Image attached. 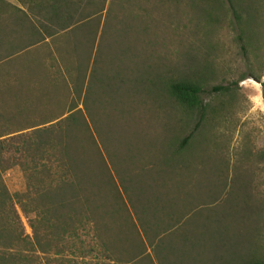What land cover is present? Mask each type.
<instances>
[{"label": "rangeland", "instance_id": "rangeland-1", "mask_svg": "<svg viewBox=\"0 0 264 264\" xmlns=\"http://www.w3.org/2000/svg\"><path fill=\"white\" fill-rule=\"evenodd\" d=\"M99 7L82 79L64 65L80 62L85 50H61L70 40L12 48L29 34L10 33L14 7L5 6L0 139L30 136L73 113L89 197L66 208L69 216L44 217L39 208L23 212L13 196L19 221L1 222L0 264L264 260V47L243 57L227 0H102ZM118 21L119 34L112 27ZM110 22L92 76L101 28ZM156 73L205 78V108L178 104L156 85ZM1 178L12 195L26 190L18 164ZM152 223L167 230L154 237Z\"/></svg>", "mask_w": 264, "mask_h": 264}, {"label": "trees", "instance_id": "trees-1", "mask_svg": "<svg viewBox=\"0 0 264 264\" xmlns=\"http://www.w3.org/2000/svg\"><path fill=\"white\" fill-rule=\"evenodd\" d=\"M17 1L26 10L11 5L5 0H0V21L3 19L4 14L5 16L7 15L8 10H6L5 6L14 7V11L10 12L11 18L8 17L13 22L10 33L14 34L16 32L18 34L19 30L21 32L26 30L29 35L25 37L26 41L22 40V42L19 41L20 43L17 44L15 40L11 41L10 46L12 48L13 46L16 48L20 46V49H24L45 41L46 38L63 41L70 40L72 44L61 50L65 52L70 50L78 51L80 50L78 45L83 46L85 50L80 62L72 66L64 65L66 68H74L79 77L84 79L89 67L91 46L96 35L95 29L98 20L95 14L100 10L101 7L99 5H102V0ZM227 1L235 19V26L238 31L236 39L241 54L247 58L250 53H259L264 47V0ZM93 7H96V9ZM119 24L121 25V22L118 21L116 25L112 26L118 34L121 31L119 30ZM111 25L110 22L101 28L96 55H93V62L90 65V74L92 73V76L96 75L95 73L98 72L100 67L101 58L99 55L102 53L100 52L99 54V51L102 48L101 40L103 35L107 37L105 35H108L106 29L110 30ZM1 27L3 26L0 24V36H2ZM83 30L87 32V36H84V34L80 35ZM88 33L89 38H87ZM1 43L2 41L0 40ZM60 56L62 60L66 57ZM51 58L55 61V58ZM156 75L157 77L154 79L156 85L158 83V85L160 84L164 87L168 95L178 104L188 110L197 108L202 111L205 108L206 104L200 99L202 82L205 81V78L198 75L181 78H176L175 76L165 77L163 73H156ZM75 83L78 88L82 86V81ZM261 85L264 94V82ZM217 88L226 87L218 86ZM58 121L50 126L34 130L30 136L19 134L0 139V225L3 221L7 222V218L18 220V213L13 204V196L20 203L23 212L27 213L39 208L40 211L36 215H44V217L52 212L58 217H63L65 214L68 215L67 212L69 210H65L66 208L73 207V202L80 203L89 197L87 194L84 195L86 192L84 190L87 188L85 186L87 181V162L84 147L81 142L74 140L73 137L77 134L71 136L78 121H76L73 113ZM15 164H18L25 172L27 183L24 192L12 195L4 185L1 173ZM114 193L117 195L116 191ZM74 213L75 211H72V215ZM33 222L31 227L35 230ZM158 225L157 223H152L151 225V230L154 229L152 232L154 237L155 235L158 236L159 230H167ZM174 225L177 224L174 223L167 228L170 229ZM34 232L36 234V230ZM160 246L164 249V245ZM171 250L174 251V248H171ZM247 264H264V260L252 258L249 259Z\"/></svg>", "mask_w": 264, "mask_h": 264}]
</instances>
